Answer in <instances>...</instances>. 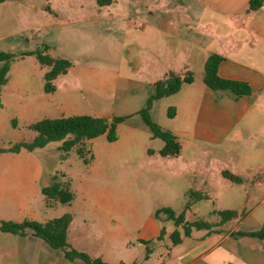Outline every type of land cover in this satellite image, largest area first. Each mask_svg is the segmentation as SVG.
Returning a JSON list of instances; mask_svg holds the SVG:
<instances>
[{
	"label": "crops",
	"instance_id": "1",
	"mask_svg": "<svg viewBox=\"0 0 264 264\" xmlns=\"http://www.w3.org/2000/svg\"><path fill=\"white\" fill-rule=\"evenodd\" d=\"M249 1L113 0L109 5L97 4L78 21H66L77 27L81 48L86 42L93 46V53L81 58L85 63H78L67 50L60 54L72 62L71 68H78V81L68 68L54 79L53 92L46 93L43 85L44 93H40L39 86L32 85V72L18 68L17 81L7 88L8 80L1 87L0 96L4 90L11 93L4 96L6 103L0 105V110L8 109L10 117L24 119L29 125L45 118L79 115L72 112L78 109L72 100L73 90L82 92L75 82L95 85L100 95L114 84L112 111L101 116L125 115L121 123L135 114L140 118L130 125L126 152L129 163L135 164L134 168L145 164L148 175H143L149 176L151 183H160L163 189L182 190L185 198L187 191H199L208 196L203 200L213 199L240 213L210 230L182 235L176 245L171 241L165 244L168 258L161 264H264V237L249 234L264 223V4L250 10ZM74 43L68 45L70 52ZM210 54L222 56L218 64L221 78L247 83L250 93L234 95L206 86L202 77ZM37 67L33 60L31 68ZM95 70H102L115 81L97 77ZM10 71L11 68L8 75ZM168 71L193 74L192 82L184 83L170 96L154 100L149 110L152 120L168 122L166 128L176 135L181 146L176 156L160 155L162 146L149 148L152 134L138 113L146 105L153 83ZM122 84L133 95L131 100L117 97ZM123 106H129L131 112H118ZM169 107L174 108L173 117L160 118V110ZM135 131L147 135V140L139 139ZM168 162L175 167L169 168ZM223 170L238 175L242 181L224 178ZM42 172L35 151L0 153V222H19L23 217L47 219L39 218L42 210H49L42 205L41 187L52 179ZM141 173L139 170L136 174L137 182ZM234 184L239 185V191ZM105 206L112 212L119 210L113 202ZM151 220L149 231L139 235L146 241L153 240V246L159 244L162 226L156 218ZM238 231L244 234L236 235ZM127 234L124 230L113 235L123 239ZM83 236L82 225L72 217L67 228L68 242L90 257L114 263L108 250L96 253L79 246ZM145 251H134L129 264H153L151 254L144 257ZM78 260H67L63 250L52 248L30 229L23 236L0 232V264H78Z\"/></svg>",
	"mask_w": 264,
	"mask_h": 264
},
{
	"label": "rangeland",
	"instance_id": "2",
	"mask_svg": "<svg viewBox=\"0 0 264 264\" xmlns=\"http://www.w3.org/2000/svg\"><path fill=\"white\" fill-rule=\"evenodd\" d=\"M96 1L5 0L1 2L0 49L18 55L10 65L11 71L6 87H10L12 83H15V80L17 81L16 69L22 68V71L32 72L33 87L39 86V92L44 93V75L49 67L41 65L34 55L21 57L19 56L20 53L40 50L47 46L48 53L54 57L66 59L60 57V54H66L67 50L78 63H85L81 61V58L86 54L93 53V46L85 41V48H81L77 37V27L73 24H66V21H78L86 15V10L97 6ZM74 41V48L70 52L68 45ZM33 60L38 65L36 69L31 68ZM69 62L71 64L69 67L71 76L75 77V81H78L80 75L75 72L78 68H71L72 62ZM95 71H97V77H101L103 80L110 76L102 70ZM123 72L125 73L126 70ZM93 76L92 78L95 77ZM110 80L115 81L114 78H111L108 79V82ZM75 84H78L77 86L82 89V92L73 90L72 100L78 105V109L72 112L92 116H101L106 112L111 113L115 98L114 84L106 92L105 89L103 90L102 98H100V93L96 92L95 85H90L87 82H75ZM123 86L122 84L117 97H123L126 101L131 100L133 95ZM10 93L11 91L4 90V95L0 96L1 105L6 103L7 97L4 96H9ZM37 94L38 89L34 92V95ZM23 96L25 97V95ZM128 107L123 106L122 109H118V112H131L128 110L132 109H128ZM113 112L115 111L113 110ZM10 116L8 109L0 110V146L7 147L20 141L33 140L37 133L26 125V120ZM159 116L168 120V108H162ZM135 119H140L138 114L132 115L129 121L117 126V139L115 141H108L106 134H102L80 144L83 148V157L79 155L77 147L63 151L60 148L62 141H52L44 147L34 150L35 156L42 166V173L51 179L56 176L58 180L68 183L73 193L70 203L53 204L49 210H42L39 218L49 220L64 213H70L77 223L82 225L84 236L82 245L79 246L96 253L108 250L113 264H120L119 260H124L125 264H129V258L134 251L140 253L142 249H146V240L142 239L139 234L149 231L150 224L153 223L151 219L154 217L155 209L169 207L179 213L184 209L187 202V196L184 197L182 190L163 189L160 183H151L149 176H145L148 171L145 164L141 163L139 167L134 168L135 164L129 163L131 160L126 152L132 128L130 125H133ZM160 120L161 123H157L162 128L167 129L168 122L163 119ZM135 132L139 139L147 140V135L145 136L140 131ZM163 145L164 142L160 138L151 135L148 141L149 148L163 147ZM168 167L173 168L175 166L172 162H168ZM139 170L142 173L137 182L136 174ZM143 173L146 174L143 175ZM232 186L239 191V185L234 184ZM110 202L115 205L118 204L119 210L112 212L107 208L105 203ZM42 205L45 206L44 198H42ZM224 206L213 199L203 200L191 205L190 209L186 210L185 218L188 221L198 218L206 221L215 220L216 223L219 216L215 212L212 214L211 212L229 209ZM25 219L40 221L23 217L19 222ZM160 224L165 227L167 233L157 239L159 244L149 245L153 264H161L168 258L169 250L164 245L170 244L169 233L175 229L173 221L160 222ZM124 230L128 231V234L123 239L120 235H113ZM192 233L196 234V229H192ZM127 245L129 248H126ZM77 263L85 264L82 260H78Z\"/></svg>",
	"mask_w": 264,
	"mask_h": 264
},
{
	"label": "trees",
	"instance_id": "3",
	"mask_svg": "<svg viewBox=\"0 0 264 264\" xmlns=\"http://www.w3.org/2000/svg\"><path fill=\"white\" fill-rule=\"evenodd\" d=\"M4 1L5 0H0V3ZM96 2L101 6L109 5L113 2V0H97ZM263 4L264 0H250L248 7L250 10H254ZM47 49L48 47L44 46L40 50L20 53L19 56L23 57L25 55H34L41 65L49 67L48 71L44 75V91L46 93H51L55 90V85L53 83L54 79L58 75L66 73L71 64L66 59L51 56ZM17 56L18 55L0 49V91L1 87L6 84L8 80L10 65ZM221 60L222 56L218 54H210L207 57L204 63V74L202 77L204 84L214 91L228 90L234 95L249 94L250 87L247 83L221 78L218 75V64ZM192 81L193 74L191 71H187L185 74L168 71L164 77L153 83V91L149 95L146 105L138 111L145 124L150 129L152 136L158 137L164 142L163 147L159 151L162 156L178 155L180 153L181 146L176 135L172 131L162 128L157 122L152 120L149 113L152 102L178 92L184 83H190ZM173 115L174 108L169 107L168 117H173ZM125 118V116H112L111 118H108L105 116H92L84 114L61 116L53 119H41L28 125L30 129L36 131L37 133L33 140L20 141L7 147L0 146V153L18 152L22 149L34 151L38 148L44 147L49 142L62 141L63 143L60 148L63 151H69L71 148L77 147L79 155L83 157V148L80 144H83L86 140L93 139L102 134H106L108 141H115L117 139V126L123 122ZM222 176L235 183H240L242 181L241 177L228 170H223ZM41 192L44 196L46 207H50L55 203L67 204L70 203L73 198V193L70 190L68 183L58 180L56 176L52 178V182L49 185H43L41 187ZM186 196L187 202L185 207L179 213H176L169 207L158 208L153 212L154 218L161 223L173 221L175 229L169 234L173 245L181 242L182 235H190L192 229L210 230L213 226H218L240 215L237 210L224 209L213 211L219 216L216 223L202 219L188 221L185 218L186 210L190 209L193 202L208 199V196L195 190L187 191ZM71 220L72 215L70 213H64L59 217L43 222L29 219H25L21 222L1 221L0 232L23 236L25 230L30 229L35 236L42 238L52 248L63 250L65 258L69 261L80 259L84 261L85 264H108L99 257H90L87 253L76 250L68 242L67 228ZM165 233L166 229L162 226L157 239H160ZM235 234L241 235L244 234V232L238 231L235 232ZM249 234L264 237V223L258 231L250 232ZM152 243L153 240L146 241L147 247L144 255L145 258H148L151 253L149 245L151 246ZM131 264L139 263L134 261Z\"/></svg>",
	"mask_w": 264,
	"mask_h": 264
}]
</instances>
